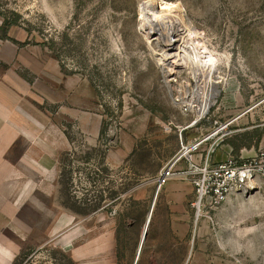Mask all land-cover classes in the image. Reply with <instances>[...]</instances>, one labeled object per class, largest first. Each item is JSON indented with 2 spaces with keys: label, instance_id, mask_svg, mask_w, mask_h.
Here are the masks:
<instances>
[{
  "label": "rangeland",
  "instance_id": "1",
  "mask_svg": "<svg viewBox=\"0 0 264 264\" xmlns=\"http://www.w3.org/2000/svg\"><path fill=\"white\" fill-rule=\"evenodd\" d=\"M146 1L0 0V264H264V187L199 209L182 175V142L210 134L187 157L213 144L218 162L264 135V0H164L217 60L190 127L176 99L198 72L169 59L166 76Z\"/></svg>",
  "mask_w": 264,
  "mask_h": 264
},
{
  "label": "built area",
  "instance_id": "2",
  "mask_svg": "<svg viewBox=\"0 0 264 264\" xmlns=\"http://www.w3.org/2000/svg\"><path fill=\"white\" fill-rule=\"evenodd\" d=\"M193 94L194 88L191 93L178 96L179 98L185 97L186 101L180 102L179 98L176 99V103L179 104L183 113L194 114L198 109V106L192 107L188 101L191 100ZM205 117L206 115L198 120L194 119L192 123L196 125L202 122ZM209 138H211L210 134L204 139L197 138L187 144L182 142V150L186 153L184 156L188 160V168L182 172V175L188 177L194 186L196 191L195 206L199 209L208 207L217 210L232 195H250L260 187H264V151L258 152L251 158L212 162L211 153L215 152V146L212 144L205 156L197 154L198 160L193 156L187 157L189 153H197L203 142ZM173 169V165H168L158 173L156 182L159 186H163L174 175Z\"/></svg>",
  "mask_w": 264,
  "mask_h": 264
},
{
  "label": "bare ground",
  "instance_id": "3",
  "mask_svg": "<svg viewBox=\"0 0 264 264\" xmlns=\"http://www.w3.org/2000/svg\"><path fill=\"white\" fill-rule=\"evenodd\" d=\"M158 3V0L146 1L141 8V19H143L145 23L144 26H146L148 32H151V37H149V39H151V41L157 40V42H155V47H160L159 50L161 51L158 54L157 60L163 65L161 67L165 70L166 76L167 74L172 75L169 69V62L166 61L169 59H176L173 63L178 66L192 64L194 65L193 67H195V71L198 72V77L195 81L197 88L194 89L195 93L191 100H188L192 107L198 106V109L194 112L195 119L198 120L200 117H204L208 114L215 103V98L219 94L217 87L218 82L214 80L215 73L218 71L216 57L214 56L213 51L209 50L201 41V38L194 31V27L187 23L182 8L170 1L163 0L160 5H158ZM174 14L178 18V22L186 27V30H190V32L193 31V37L194 35L196 36L194 41L188 43L185 35L184 37L179 38L177 33L171 35L166 33L165 28H168V22ZM154 35L157 37L152 39V36ZM179 99L180 102L186 101L185 97ZM191 125L194 124L192 123ZM200 215L201 213H198V216Z\"/></svg>",
  "mask_w": 264,
  "mask_h": 264
},
{
  "label": "crops",
  "instance_id": "4",
  "mask_svg": "<svg viewBox=\"0 0 264 264\" xmlns=\"http://www.w3.org/2000/svg\"><path fill=\"white\" fill-rule=\"evenodd\" d=\"M229 149L230 150H226V157L228 156H232L233 154V148L231 145H228ZM260 150H264V135L261 137L260 139V144H259V149H256L254 144H250L249 146H244L243 149L241 150V153H242V157H244V155H248V157H253L255 155H257V153L260 151ZM196 157V156H195ZM199 158V156H198ZM215 161H220L219 159H217V157H214ZM239 196H243V195H239ZM252 196H254V194H250V195H244V197H247V199L251 198Z\"/></svg>",
  "mask_w": 264,
  "mask_h": 264
},
{
  "label": "trees",
  "instance_id": "5",
  "mask_svg": "<svg viewBox=\"0 0 264 264\" xmlns=\"http://www.w3.org/2000/svg\"><path fill=\"white\" fill-rule=\"evenodd\" d=\"M8 20V19H7ZM6 20V21H7ZM262 136L260 135L259 137H258V140H257V142L254 144V146H255V148L256 149H258L259 148V144H260V138H261Z\"/></svg>",
  "mask_w": 264,
  "mask_h": 264
},
{
  "label": "water",
  "instance_id": "6",
  "mask_svg": "<svg viewBox=\"0 0 264 264\" xmlns=\"http://www.w3.org/2000/svg\"><path fill=\"white\" fill-rule=\"evenodd\" d=\"M146 230H147V227L145 228V232H146Z\"/></svg>",
  "mask_w": 264,
  "mask_h": 264
}]
</instances>
